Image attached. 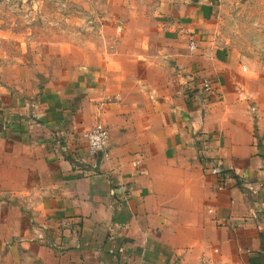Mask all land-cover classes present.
<instances>
[{
  "label": "crops",
  "instance_id": "obj_1",
  "mask_svg": "<svg viewBox=\"0 0 264 264\" xmlns=\"http://www.w3.org/2000/svg\"><path fill=\"white\" fill-rule=\"evenodd\" d=\"M193 3L119 22L117 49L30 100L0 84V264H264V68ZM97 122L108 157L86 150Z\"/></svg>",
  "mask_w": 264,
  "mask_h": 264
},
{
  "label": "rangeland",
  "instance_id": "obj_2",
  "mask_svg": "<svg viewBox=\"0 0 264 264\" xmlns=\"http://www.w3.org/2000/svg\"><path fill=\"white\" fill-rule=\"evenodd\" d=\"M193 1L0 0V84L30 100L27 91L62 85L66 71L94 68L103 53L117 49L119 22L170 26L181 21L182 4ZM206 6L212 36L264 68V0H210Z\"/></svg>",
  "mask_w": 264,
  "mask_h": 264
},
{
  "label": "built area",
  "instance_id": "obj_3",
  "mask_svg": "<svg viewBox=\"0 0 264 264\" xmlns=\"http://www.w3.org/2000/svg\"><path fill=\"white\" fill-rule=\"evenodd\" d=\"M190 49L194 51L196 49V44L194 40L190 42ZM202 90L207 93L214 92V83L212 79L205 77L201 81ZM84 139L87 145L88 153L97 157L98 155H103V157H108L110 154L109 146L111 143V130L110 128L102 122L95 123L92 127L84 132ZM208 172L217 177L219 181V189H224L226 187L227 179L229 178L226 174V170L223 167V163L219 160H209L206 162Z\"/></svg>",
  "mask_w": 264,
  "mask_h": 264
},
{
  "label": "trees",
  "instance_id": "obj_4",
  "mask_svg": "<svg viewBox=\"0 0 264 264\" xmlns=\"http://www.w3.org/2000/svg\"><path fill=\"white\" fill-rule=\"evenodd\" d=\"M226 174H228L229 177L232 176V175L229 173V171H226Z\"/></svg>",
  "mask_w": 264,
  "mask_h": 264
}]
</instances>
